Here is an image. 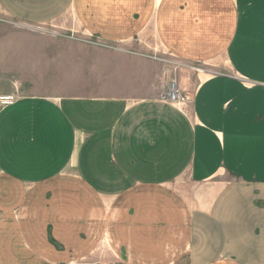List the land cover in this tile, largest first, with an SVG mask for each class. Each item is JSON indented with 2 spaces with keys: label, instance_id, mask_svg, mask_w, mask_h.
<instances>
[{
  "label": "crops",
  "instance_id": "0c3cea01",
  "mask_svg": "<svg viewBox=\"0 0 264 264\" xmlns=\"http://www.w3.org/2000/svg\"><path fill=\"white\" fill-rule=\"evenodd\" d=\"M0 9V264H264V0Z\"/></svg>",
  "mask_w": 264,
  "mask_h": 264
},
{
  "label": "rangeland",
  "instance_id": "374dc122",
  "mask_svg": "<svg viewBox=\"0 0 264 264\" xmlns=\"http://www.w3.org/2000/svg\"><path fill=\"white\" fill-rule=\"evenodd\" d=\"M0 23L2 25H5L9 29H12V30L13 29H23L22 25H20L17 21L12 20L10 17L5 15L1 9H0ZM65 23H67V21L65 22V18H62V19H58L56 21L47 23L45 25H41L39 27L41 30H43L45 32L46 31L47 32H56V33L62 35L65 33H69L68 31H66L67 29H65ZM70 32H74V31H70ZM148 50H150V52H151L150 55H152L154 59H156L157 61H160V63H162V66H164V68L170 69L172 67V69H174L175 64L170 63V61H169L170 56L166 53L164 48L159 43L152 41V45H150V48H148ZM203 66H204L203 63H199V64L195 65L193 68L194 69L203 68ZM190 68H191L190 70L193 69L192 67H190ZM175 69H176V67H175Z\"/></svg>",
  "mask_w": 264,
  "mask_h": 264
},
{
  "label": "built area",
  "instance_id": "2783aa9c",
  "mask_svg": "<svg viewBox=\"0 0 264 264\" xmlns=\"http://www.w3.org/2000/svg\"><path fill=\"white\" fill-rule=\"evenodd\" d=\"M160 98L177 106L183 105L189 100L188 93L179 86L177 79H171L168 82L167 88L160 95ZM15 100L14 95H0V107L10 105Z\"/></svg>",
  "mask_w": 264,
  "mask_h": 264
}]
</instances>
